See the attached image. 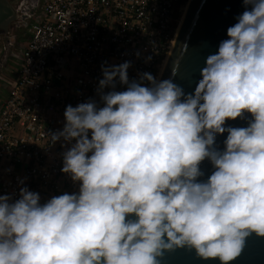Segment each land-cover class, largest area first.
Wrapping results in <instances>:
<instances>
[{
  "label": "clouds",
  "instance_id": "1",
  "mask_svg": "<svg viewBox=\"0 0 264 264\" xmlns=\"http://www.w3.org/2000/svg\"><path fill=\"white\" fill-rule=\"evenodd\" d=\"M243 5L192 93L147 72L130 81L129 61L101 65V103L66 106L50 134L71 145L61 171L78 191L0 195V264H161L177 249L232 264L264 237V0Z\"/></svg>",
  "mask_w": 264,
  "mask_h": 264
},
{
  "label": "built area",
  "instance_id": "2",
  "mask_svg": "<svg viewBox=\"0 0 264 264\" xmlns=\"http://www.w3.org/2000/svg\"><path fill=\"white\" fill-rule=\"evenodd\" d=\"M187 2L42 0L30 16L28 38L17 51L8 49L17 63L14 73L0 75V195L15 200L27 187L44 203L78 191L61 171L71 145L50 138L63 129L66 106L101 103L97 89L105 63L131 62L130 81L145 72L157 78ZM125 88L117 81L116 90Z\"/></svg>",
  "mask_w": 264,
  "mask_h": 264
},
{
  "label": "water",
  "instance_id": "3",
  "mask_svg": "<svg viewBox=\"0 0 264 264\" xmlns=\"http://www.w3.org/2000/svg\"><path fill=\"white\" fill-rule=\"evenodd\" d=\"M19 2L21 0H0V34L19 13L21 19H30L39 6V0H24L30 6L21 12ZM244 10L243 0H193L163 79H171L186 94L194 92L206 57L215 53L219 43L228 38L227 28L237 22L236 17ZM250 118V114H245L244 119L227 121L226 126L246 127ZM226 135H217L218 148L223 149ZM200 168L204 176L199 179L206 180L213 171L212 165L205 160ZM161 264H220V261H205L197 257L194 250L177 249L165 253ZM232 264H264V237L251 235Z\"/></svg>",
  "mask_w": 264,
  "mask_h": 264
},
{
  "label": "crops",
  "instance_id": "4",
  "mask_svg": "<svg viewBox=\"0 0 264 264\" xmlns=\"http://www.w3.org/2000/svg\"><path fill=\"white\" fill-rule=\"evenodd\" d=\"M41 2H42V0H39V6H40ZM29 6H30L29 3H25L24 1L21 0V4H20L21 10L20 11L22 12V10H26V9H24L25 7H27V9H28ZM19 18L20 17L16 16L15 19L11 21V23L7 27V29L2 30V32L0 34V46H1L0 49L2 50L1 61H0V75L1 74H7L8 72L14 73V71L16 69L15 66L17 65V63H16V60L10 56L8 49L12 48L10 46L13 45L14 49H16V51H17L18 46H20V44L24 43L25 40L28 38V28L30 26V21H29V23L25 24V20L19 19ZM23 26H24V28L22 29ZM5 47L7 49L3 50ZM4 92H5V90H2V88L0 86V100L5 95Z\"/></svg>",
  "mask_w": 264,
  "mask_h": 264
},
{
  "label": "bare ground",
  "instance_id": "5",
  "mask_svg": "<svg viewBox=\"0 0 264 264\" xmlns=\"http://www.w3.org/2000/svg\"><path fill=\"white\" fill-rule=\"evenodd\" d=\"M192 1L193 0H189L188 3L186 4V7L182 10V13H181V17H179V21H178V24H177V27H176V31H175V39L172 43V47H171V50L169 52V54L167 55V57L165 58L164 62H163V65L160 69V72L158 74V77L157 79L158 80H162L164 75H165V72H166V68H167V65L169 64V61L171 59V56H172V53L175 49V46H176V43H177V40L180 36V33L182 31V28H183V25H184V22L188 16V12H189V8L192 4Z\"/></svg>",
  "mask_w": 264,
  "mask_h": 264
},
{
  "label": "flooded vegetation",
  "instance_id": "6",
  "mask_svg": "<svg viewBox=\"0 0 264 264\" xmlns=\"http://www.w3.org/2000/svg\"><path fill=\"white\" fill-rule=\"evenodd\" d=\"M22 1H24V0H22ZM19 3H21V2H19ZM20 9V8H19ZM21 10V9H20ZM36 12V11H35ZM34 12V13H35ZM19 15V14H18ZM18 17H20L19 19H21V15H19ZM29 21H30V19L28 20V19H25V24H27V23H29ZM24 28V26L22 27V29Z\"/></svg>",
  "mask_w": 264,
  "mask_h": 264
},
{
  "label": "rangeland",
  "instance_id": "7",
  "mask_svg": "<svg viewBox=\"0 0 264 264\" xmlns=\"http://www.w3.org/2000/svg\"><path fill=\"white\" fill-rule=\"evenodd\" d=\"M189 1V0H188ZM188 3V2H187ZM186 7V5L184 6V8ZM179 17H181V14H180V16ZM180 19V18H179ZM179 21V20H178ZM2 88V87H1ZM5 93V92H4Z\"/></svg>",
  "mask_w": 264,
  "mask_h": 264
},
{
  "label": "trees",
  "instance_id": "8",
  "mask_svg": "<svg viewBox=\"0 0 264 264\" xmlns=\"http://www.w3.org/2000/svg\"><path fill=\"white\" fill-rule=\"evenodd\" d=\"M2 90H4V89L2 88Z\"/></svg>",
  "mask_w": 264,
  "mask_h": 264
}]
</instances>
